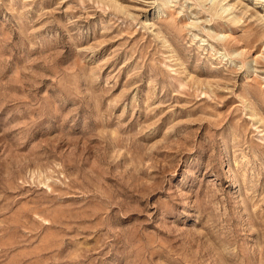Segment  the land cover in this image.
Returning a JSON list of instances; mask_svg holds the SVG:
<instances>
[{
  "label": "rangeland",
  "instance_id": "rangeland-1",
  "mask_svg": "<svg viewBox=\"0 0 264 264\" xmlns=\"http://www.w3.org/2000/svg\"><path fill=\"white\" fill-rule=\"evenodd\" d=\"M264 0H0V264H264Z\"/></svg>",
  "mask_w": 264,
  "mask_h": 264
},
{
  "label": "bare ground",
  "instance_id": "bare-ground-1",
  "mask_svg": "<svg viewBox=\"0 0 264 264\" xmlns=\"http://www.w3.org/2000/svg\"><path fill=\"white\" fill-rule=\"evenodd\" d=\"M260 57H264V50L261 52Z\"/></svg>",
  "mask_w": 264,
  "mask_h": 264
}]
</instances>
